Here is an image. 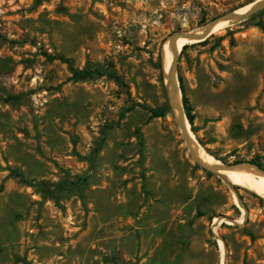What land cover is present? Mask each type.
I'll return each instance as SVG.
<instances>
[{
	"label": "rangeland",
	"instance_id": "1",
	"mask_svg": "<svg viewBox=\"0 0 264 264\" xmlns=\"http://www.w3.org/2000/svg\"><path fill=\"white\" fill-rule=\"evenodd\" d=\"M252 1L0 0V264H221L219 240L223 264H264V199L233 184L248 208L236 222L228 183L189 155L161 68L173 32ZM259 20L264 8L187 42L175 68L196 141L264 170ZM216 217L235 222L213 230Z\"/></svg>",
	"mask_w": 264,
	"mask_h": 264
},
{
	"label": "bare ground",
	"instance_id": "2",
	"mask_svg": "<svg viewBox=\"0 0 264 264\" xmlns=\"http://www.w3.org/2000/svg\"><path fill=\"white\" fill-rule=\"evenodd\" d=\"M251 2L241 6L239 9L235 10L237 13L245 12L249 9L251 6ZM236 19H219L215 25L212 27L210 33L208 36L212 35L213 33L218 32L219 30L232 25L235 23ZM203 26L197 27L194 30H191L193 33L202 34L203 32ZM206 39V38H205ZM194 39H187L184 37H178L175 44H174V50L177 53L181 47L186 44L187 42L192 43ZM198 42V41H197ZM172 57V52L169 48L168 41L166 40L162 46L161 49V68L164 76V83L167 89V93L171 94L173 91V86L167 82L166 72L169 67L170 61ZM177 107L172 111V114L174 116H178L180 113V104H181V94L180 92L177 94L175 98ZM188 121L185 120V127L187 129V132L189 134L190 140H191V146L201 162L207 165H214L217 167L216 172L219 176H221L224 181L241 186L243 188L248 189L249 191L253 192L254 194L258 195L259 197L264 199V175L255 171L253 167L251 166H237L235 168H227L223 169L220 167L221 162L214 158L211 154L207 153L204 148L199 144V142L196 141L193 132L188 128ZM228 185V184H227ZM241 210L240 216L236 219L237 223H241L243 219V209L239 207ZM224 217V216H223ZM223 217H216L212 221V229L215 230L217 226L223 222V221H229L228 219H225ZM219 246H220V252H221V264L224 262V246L223 243L219 240Z\"/></svg>",
	"mask_w": 264,
	"mask_h": 264
},
{
	"label": "water",
	"instance_id": "3",
	"mask_svg": "<svg viewBox=\"0 0 264 264\" xmlns=\"http://www.w3.org/2000/svg\"><path fill=\"white\" fill-rule=\"evenodd\" d=\"M251 4L252 5L245 12L237 13V12H235V10H233V11H231L229 13L223 14L220 17H217V18L209 21L208 23L204 24L203 25L204 29H203L202 34H197V33H193L192 31H187V32H173L171 35H169L167 41H168L169 48H170V50L172 52V57H171V61H170L169 67H168L167 72H166V77H167V82L170 83L173 86L172 93L168 94L169 105H170L171 111H173L177 107L175 98H176L177 94L180 92L179 85H178V80H177V75H176V68H175L176 67L177 56H178V53H179V51L176 53L175 50H174V44H175L177 38L181 36V37H184V38H187V39H194V40H197V41L204 40L209 35L212 27L215 25V23L219 19L230 18V19H236L238 21V20L244 19V18L248 17L249 15H251V14H253V13H255V12H257V11H259V10L264 8V0H255V1H252ZM180 94H181V92H180ZM179 110H180L179 115L178 116H174L173 115V117H174V119H175V121H176V123H177V125H178V127L180 129V131H181L182 137H183V139L185 141V144H186V147L188 149L190 157L198 165H200L204 169H207V170H210V171H214L215 173H217L216 172L217 167L214 166V165H207V164H204L203 162H201V160L199 159V157L197 156V154L195 153V151L193 150V148L191 146V140H190L189 134L187 132V129L185 127V120H187V117L185 115V111H184V108H183L182 100H181V104H180ZM237 166H251V167L254 168L255 171H257V172H259V173L264 175V170L259 165L254 164V163L243 162V163H230V164H221L220 165V167H222L223 169L235 168ZM226 183H228V185L230 186L231 190L235 194L237 205L239 207H241L243 209V211H244L242 222H245L247 220V217H248V208L243 203V200H242L241 196L239 195V193L237 192L236 187L232 183H229V182H226ZM225 219H228V220H230L232 222H235L233 219H230L229 217H225Z\"/></svg>",
	"mask_w": 264,
	"mask_h": 264
},
{
	"label": "trees",
	"instance_id": "4",
	"mask_svg": "<svg viewBox=\"0 0 264 264\" xmlns=\"http://www.w3.org/2000/svg\"><path fill=\"white\" fill-rule=\"evenodd\" d=\"M257 25L262 30L263 36H264V24H263V22L261 20H259ZM204 41L205 40H202L200 42H204ZM186 46H187V44L183 45L182 49H184ZM53 58L59 59L60 61L67 63L69 65V68H70V71H71V73L73 75V78H75V79H82V78H84L86 76L92 75V73H93L92 71H90L88 69L77 70V69L72 68L70 66L69 59L66 58V57H63L61 55H55ZM180 84H181V80H180ZM180 89H181V100H182L183 108H184V111H185V115L187 117L188 123L191 125L192 130H194L193 125H192L193 124V115H192V113L190 111V107H189V104H188V99L186 97L185 90L182 87V84L180 85ZM133 107H134V105L130 106L129 109H132ZM150 114H151V116H160L162 114V112L159 109H151L150 110ZM256 164L259 165L258 163H256Z\"/></svg>",
	"mask_w": 264,
	"mask_h": 264
}]
</instances>
